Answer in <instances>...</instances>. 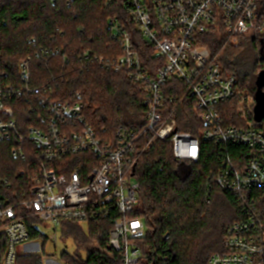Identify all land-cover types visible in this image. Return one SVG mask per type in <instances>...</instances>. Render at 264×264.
<instances>
[{
	"label": "built area",
	"instance_id": "built-area-1",
	"mask_svg": "<svg viewBox=\"0 0 264 264\" xmlns=\"http://www.w3.org/2000/svg\"><path fill=\"white\" fill-rule=\"evenodd\" d=\"M122 4L159 63L153 60L150 68L143 61L118 18L109 20V28L122 56L86 59L106 71L125 72L131 83L145 88L143 129L121 126L112 138H104L107 132L89 122L83 104L62 103L50 86H33L30 59L19 64L16 75L0 70V143L9 144L13 159L26 162L30 149L35 159L27 188L14 192L13 183L0 177V239L4 237L7 245L2 264H17V246L31 242L34 231L46 237L42 227L51 226L57 233L63 224L88 225L112 211L118 217L110 234L111 248L120 264H139L138 242L145 238L147 225L130 216L140 202V184L134 178L139 139L150 132L167 142L184 167L200 158L199 139L179 132L176 120L162 114L163 89L170 81L186 85L194 98V117L204 126L202 137L220 146L221 167L214 180L235 196L242 214L227 228L224 252L213 254L207 264H264V131L250 119L254 99L240 88L241 79L213 62L200 38L222 27L234 44L250 37L264 41V0H122ZM230 101L243 126L225 122L223 107ZM26 106L38 127L29 126L23 133L18 115ZM229 147H242L246 155L234 157ZM72 156L81 157V165L65 172L64 162Z\"/></svg>",
	"mask_w": 264,
	"mask_h": 264
},
{
	"label": "trees",
	"instance_id": "trees-1",
	"mask_svg": "<svg viewBox=\"0 0 264 264\" xmlns=\"http://www.w3.org/2000/svg\"><path fill=\"white\" fill-rule=\"evenodd\" d=\"M111 18H118L126 27L136 50L150 68L153 60L159 63L125 13L122 0H0V70L8 76L16 75L19 64L30 59L33 86H50L53 97L62 103L83 104L89 122L97 131L107 132L104 138H112L121 126L143 129L147 122L145 88L131 83L125 72L106 71L86 59L88 55L122 56L120 47L112 40ZM200 38L201 44L210 50L213 62L241 79L240 88L254 99L255 105L257 76L263 71H258V67L264 62L256 49L260 44L262 52L264 41L250 37L234 44L222 27ZM248 44L255 50L252 67L238 61ZM163 92L164 118H174L179 132L199 139L200 158L190 165L188 177L187 171L180 177L170 144L154 138L150 132L139 139L134 178L140 184V202L130 215L147 225L145 238L138 242L142 254L139 264H207L213 254L224 252L227 228L239 221L242 214L235 196L222 190L214 180L221 167V148L202 137L204 126L194 117V98L186 85L170 81ZM235 105L234 101L224 105V120L243 126ZM254 105L252 121H255ZM19 112L20 131L26 133L29 126L38 127L28 106ZM260 125L264 131V122ZM228 150L234 157L247 152L242 147ZM27 159L26 162L13 159L9 144L0 143V177L13 183L14 192L29 186L35 170L32 149ZM64 163L67 167L64 171L69 172L81 165V157L72 156ZM110 213L88 222L87 237L75 234V243L87 251V257L63 254L64 264H120L119 255L109 241L118 214ZM33 239L46 242V237L37 231L33 232ZM6 249L3 237L0 264ZM17 259V264H44L43 258L36 254L18 255Z\"/></svg>",
	"mask_w": 264,
	"mask_h": 264
},
{
	"label": "rangeland",
	"instance_id": "rangeland-1",
	"mask_svg": "<svg viewBox=\"0 0 264 264\" xmlns=\"http://www.w3.org/2000/svg\"><path fill=\"white\" fill-rule=\"evenodd\" d=\"M240 43V40L238 41ZM237 43V44H238ZM262 46L259 44L257 46V52H259V58H264L263 51L259 50ZM238 61L243 66L252 67L253 58L255 55V50L252 46L245 45L242 49ZM252 69V68H250ZM264 70V62L260 63L258 71ZM88 226L86 223H73V224H63L59 227L57 233L53 231L51 226L42 227V230L46 232V237L55 236L56 240H51L46 238V242L41 239H33L27 244L18 245L16 248L17 255H28L36 254L43 258L44 264H64L62 260V255L67 254L73 258L77 256V253L84 259L87 257V251L83 248H79L77 243H75V234L80 233L87 237Z\"/></svg>",
	"mask_w": 264,
	"mask_h": 264
},
{
	"label": "water",
	"instance_id": "water-1",
	"mask_svg": "<svg viewBox=\"0 0 264 264\" xmlns=\"http://www.w3.org/2000/svg\"><path fill=\"white\" fill-rule=\"evenodd\" d=\"M262 49L264 53V47ZM256 86L257 93L255 94L254 119L255 121L261 123L264 122V70L258 74ZM185 171H187L185 177H188L191 174L192 167H184L183 165H178L177 172L180 177L185 174Z\"/></svg>",
	"mask_w": 264,
	"mask_h": 264
}]
</instances>
